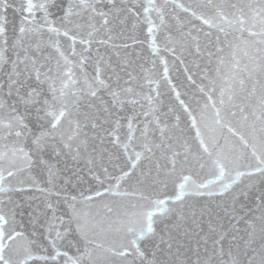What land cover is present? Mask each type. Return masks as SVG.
<instances>
[{"label":"snow or ice","instance_id":"6c2138e0","mask_svg":"<svg viewBox=\"0 0 264 264\" xmlns=\"http://www.w3.org/2000/svg\"><path fill=\"white\" fill-rule=\"evenodd\" d=\"M0 264H264V0H0Z\"/></svg>","mask_w":264,"mask_h":264}]
</instances>
